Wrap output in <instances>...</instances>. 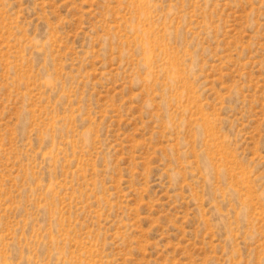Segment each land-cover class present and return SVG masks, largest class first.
<instances>
[{"label":"rangeland","instance_id":"obj_1","mask_svg":"<svg viewBox=\"0 0 264 264\" xmlns=\"http://www.w3.org/2000/svg\"><path fill=\"white\" fill-rule=\"evenodd\" d=\"M0 264H264V0H0Z\"/></svg>","mask_w":264,"mask_h":264}]
</instances>
